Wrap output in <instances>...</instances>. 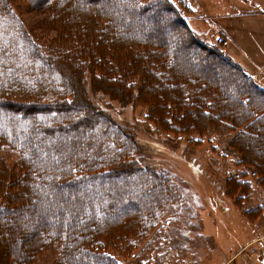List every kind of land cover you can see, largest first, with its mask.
<instances>
[{"label":"trees","instance_id":"1","mask_svg":"<svg viewBox=\"0 0 264 264\" xmlns=\"http://www.w3.org/2000/svg\"><path fill=\"white\" fill-rule=\"evenodd\" d=\"M65 2L71 0H27L29 10L46 14L35 25L37 31L34 25L26 24L13 0H0V264H76L73 262V253L77 248L80 251V264H120L112 252H121L123 245L127 247L124 250L130 248L133 252L136 248L134 242L138 238L151 241V234H155L163 211L175 202L178 204L181 199L167 177L138 163L137 145L131 132L115 123L106 112H95L93 106L97 104L93 105L86 94L88 82L90 90H102L115 100L148 109L147 121L164 133L191 135L192 140L199 143L204 135H212L221 129L231 138L229 147H234L240 154L232 173L237 180H227V191L237 194L239 201L248 202L252 183L247 173L252 166L246 159L250 156L249 143L253 144L248 139V129L258 125V129L264 130V86L221 55V46L213 47L198 39L185 20V10L188 8L187 11H193L188 2L183 0L177 6L173 0H105L94 8V13L88 15L82 13L84 7L89 12L94 6L92 0L76 1L78 7L72 8ZM155 2H159L158 6L169 14L166 16V34L173 35L171 31L175 34L174 44L169 48L161 45L157 39V35L165 29L155 32L147 29L148 22L163 15L159 8L151 14L148 12ZM175 20L180 28L175 26ZM192 42L203 50H215L223 56L234 71L231 76L238 80L240 90L249 94L241 99L230 96L223 100L216 91L194 79L188 80L185 87L179 83L178 77L187 69L184 57L187 47H192ZM169 81H173L171 85ZM157 89L173 92L174 103L162 97L161 104L154 96ZM229 94L227 92L226 96ZM252 96L255 99H251ZM252 104L254 112L249 108ZM215 109L217 112L213 114ZM220 112L229 114L230 118L219 122L215 118H220ZM73 113L75 117L69 120ZM97 116L99 124L104 127L97 135L92 134V141L97 140L98 155L92 159L83 153H75V157L64 164L63 173L67 177L57 173L58 177L48 182L50 174L45 173L46 180L43 183L38 181L43 191H46V186L58 190L71 182L87 185L86 196L67 198L56 204L57 210L62 213L69 209L72 211L71 218L74 221L70 230L61 231V221L52 219L56 211L50 210L46 214L48 221L41 220L42 227L35 230L37 235L34 240L30 239L34 235L18 239L19 246L26 244L22 254L14 257L13 261L7 260L6 256L15 245L9 239L12 230L7 218L19 215L25 207L23 197L33 199L32 204L25 208L30 215L38 216L47 211L42 203L46 202L50 191L40 194L29 187V184L34 183L31 168L38 163L43 168V163L51 162L47 166L48 170L44 166L43 172L57 171L65 161L60 159L56 163L53 159L49 160L60 157L58 150L65 147V136L51 140V147L41 144L52 137L51 130L58 132L62 126L84 127L90 121H97ZM112 128H116L115 134L121 137L118 145L114 133L110 138ZM108 141L111 150L106 147ZM101 144L107 148L106 155L101 152ZM126 151L130 153H124ZM110 152L113 154L111 157ZM259 158L264 165V156ZM104 159L106 162H103ZM29 175L31 180L28 181ZM37 176L40 177V174ZM111 177L127 178L124 183L130 180L134 186L143 182L148 186L149 181L156 185L153 190L149 187L142 190L138 188L143 197L150 199L148 208L138 220L131 214L137 210L136 206L132 212L122 211V232H106L105 229L108 223L114 224L115 213L109 209H114L113 205L124 196L122 186L117 192L99 186L101 178ZM258 185L264 188L261 176ZM260 206L258 203L250 210L243 211L253 216V213L261 211ZM89 211L92 216L84 226L85 238L74 244L77 221Z\"/></svg>","mask_w":264,"mask_h":264},{"label":"rangeland","instance_id":"2","mask_svg":"<svg viewBox=\"0 0 264 264\" xmlns=\"http://www.w3.org/2000/svg\"><path fill=\"white\" fill-rule=\"evenodd\" d=\"M76 1L80 2V0H71V2L65 3L69 5V8L74 6L78 7ZM92 1L94 2V6L89 12H87V8L84 7L82 15L94 13V8L105 0ZM13 2L15 7L17 5L18 12L21 14L26 24L30 26H35L40 23L44 15H46L40 13V11L29 10L27 8V0H13ZM159 2L153 3L151 8L148 9V12L151 14L159 8L160 13L163 14L162 18L148 22L147 29L152 32L158 29L164 30L167 27L168 17L166 16L169 14L158 6V4H160ZM173 2L179 6L183 0H173ZM184 2H188L189 6L193 8V11H187V8L185 10L186 13H184L188 25L200 41L213 47H216V45L220 46L215 41L213 31L217 30L218 25L223 22L230 21V16L239 15L248 11L250 8L259 11L264 10V0H184ZM62 21H64V18ZM176 22L177 20H175V26L180 28V24ZM193 23L198 30L193 27ZM36 29L38 31L37 27ZM171 32L173 35L171 33L166 34L165 29V31L157 35V39L161 45H166L169 48V46L174 44L173 38L175 34L174 31ZM224 46L225 44L222 46L223 49ZM189 47H187L188 51L184 57V63L187 69L178 77V82L182 83L184 87L189 83L188 80L194 79V81H198V83L203 86L207 85L209 89L216 91L223 100H226L227 97V99H229L230 96L234 99H241L249 94L241 91L238 86V80L236 77L233 78L231 76V72L234 71L228 65L229 63L222 57L224 56L229 61H231V59L224 54V50H222L223 53H221V55L223 56L221 57L217 52H214L215 50H203V48H200L193 42L192 47ZM172 82L169 81L168 84L171 85ZM82 89L84 91L83 87ZM86 90L87 93H85L92 101L93 105L97 104L93 106L95 107V112H106L115 123L123 126L129 133L131 132L130 134L133 136L137 145L138 163L142 166L145 165V167L152 169L161 176L167 177L176 195L181 198L178 204L175 202L167 206L165 212L163 211L164 215L160 218L161 221L155 229V234H151V241L150 239L145 241L138 238L134 242L136 248L133 252L130 248L124 250L126 247L125 245L122 246L121 252H112V255L120 264H261L251 259V255H249L255 251L253 247H256L257 244L248 245L249 248H247L245 244L259 235V241L264 243V188L258 185L260 176L261 181L264 183V178L262 179V175H264V165H262V161L259 158V156H264V130L261 131L258 129V125H255V127L251 126L248 129L250 132L248 133L250 135L248 139L253 142V144L249 143L248 146V153L250 156L247 157L246 160H248L252 168L251 171L247 173V178L250 180V183H252V189L249 193L248 202L239 201L237 194L234 195L230 191H227V180L231 178H233L232 180H237V177L233 176L232 173L235 171V162L238 159L237 156L240 157V154L234 147H229L228 143L231 138L229 139L228 135L222 133L220 131L221 129L217 130L212 135L211 133L204 135L201 139L202 141L196 143L192 140L191 135H172L164 133L159 127L156 128L153 123L147 121L146 113L148 109L144 107H137L131 102L125 103L120 102V100H115L102 90V92L96 91L93 88L90 90L89 82L86 86ZM155 92L156 95L154 96L159 99L161 104L163 102L161 101L163 100L162 97L174 103V94L169 91V89H157ZM227 92L230 93L228 96H226ZM250 93L254 94L255 92L250 90ZM254 96L260 99L259 96L255 94ZM150 97H153L152 94ZM255 97L252 96L250 98L255 99ZM237 108H239L238 105ZM249 108L251 112L255 111L253 104L252 106L249 105ZM216 112L215 109L213 114ZM220 114V118H215L219 122L230 118L229 114L221 112ZM74 117L75 115L73 113L69 117V120ZM98 118L97 116V121H90V123L84 127H81V125L75 127L62 126L57 130L58 132L51 130L52 137H48V139H46L48 141L41 144L51 147V140L55 137L63 138L65 136L67 138L66 145L62 150H58L60 157L49 159H53V162L55 161L56 163H58L60 159H64L65 161L63 162L62 168L57 171L43 172L44 166L47 167L51 164L50 161V163L47 162V164L43 163V168H41L40 163L35 166L33 165L31 168L34 183L29 184V187L40 194L50 191L49 195H47L46 202L42 203L44 210L47 211L40 213L38 216L35 214L30 215L29 211L26 212L25 208L32 204L33 199L32 197L28 199L23 197L22 203L25 204V207L21 209L19 215L7 218L12 230L9 239L11 243L13 242L15 244L10 249L8 253L9 256H6L7 260L11 259V261H13L14 257L22 254L26 249V244L24 243L19 246L17 243L19 241L18 239L34 235V237L30 238L34 240L37 235L35 230L42 227L41 220L44 219L48 221L49 218L48 216L46 217V214L49 213L50 210L56 211L52 219L61 221V226L63 225L61 231L70 230V226L74 221L71 218L72 211L70 212L69 209L68 212L62 213L57 210L56 204L65 201L67 198H82L86 196V191L88 190L86 188L87 185L79 182H71L69 184H64L63 187H60L58 190L46 186V191H43L40 189L41 187L38 186V181L43 183L44 180H46V178H44L45 173L50 174L47 178L48 182L51 181L52 178L58 177L59 174L67 177V175L63 173L65 170L64 164L74 158L75 153L77 155H82L83 153L92 159L98 155L99 149L96 147L97 140L92 141V134L97 135L99 130L104 129V127L99 124ZM90 127L91 129H89ZM112 129L114 131L111 130L110 138L113 133H117L116 128ZM81 130H83V133H80ZM95 138L98 139V137ZM197 138L198 137H194V139ZM114 139L118 145V140L120 141L121 137L116 135ZM106 144V147L110 149L111 146L109 145V141L106 142ZM100 147L101 152L106 155L107 148H104V146L102 147V144ZM40 149L43 150L44 148ZM124 153L128 154L130 152L126 151ZM109 156L111 157L113 154L110 152ZM103 162H106V160L104 159ZM48 169L47 167V170ZM37 174H40V177L37 176ZM101 179L98 181V184L101 188L106 190L117 192L119 186L124 187L123 199L113 205L115 206L114 209H109L110 212L115 213L116 218L114 217V224L112 223L111 225L108 223L109 225H107L111 228H108L107 225L105 228L106 232H114L117 230L122 232L121 228H124V216L122 211L132 212L134 209L133 207L136 206L137 210L131 214H134L133 216L138 220L146 208H148L150 202V199L143 197L140 193V189L142 190L149 187L153 190L156 185L149 181L148 186H146L144 182L139 186H134L131 184L130 180L129 183H124L125 181L127 182V178L126 180L120 178L113 179V177ZM27 180H31L30 175ZM135 180H137V178H135ZM239 202H241L240 205H238ZM258 203L261 205V211L259 213H253V216H248V212L243 211V209L250 210L253 205L256 204L257 206ZM105 210L106 212L109 211L108 209ZM113 213L111 214L112 216L114 215ZM90 215L92 216L89 211L84 214L82 219L79 218L77 221L78 226H76L77 233H75L76 241L73 242L74 244L80 242L78 240L85 238L84 226L89 220ZM41 217L43 218L41 219ZM248 219L252 221H248ZM90 225H92V223H90ZM101 225H103V223ZM79 255L80 251L77 248L73 253V262L76 264H80Z\"/></svg>","mask_w":264,"mask_h":264},{"label":"crops","instance_id":"3","mask_svg":"<svg viewBox=\"0 0 264 264\" xmlns=\"http://www.w3.org/2000/svg\"><path fill=\"white\" fill-rule=\"evenodd\" d=\"M193 27L196 28L194 23ZM213 32V36L221 34L226 38L224 54L247 74L252 76L264 67V10L250 8L239 15H232L230 21L218 25V29ZM259 237L249 241L257 244L253 247L256 251L249 255L254 261L264 264L262 242H255Z\"/></svg>","mask_w":264,"mask_h":264},{"label":"built area","instance_id":"4","mask_svg":"<svg viewBox=\"0 0 264 264\" xmlns=\"http://www.w3.org/2000/svg\"><path fill=\"white\" fill-rule=\"evenodd\" d=\"M217 41L219 43L224 42V37L223 36H218L217 37ZM255 79L258 81V83H261L262 85H264V68H262L258 74L255 76Z\"/></svg>","mask_w":264,"mask_h":264}]
</instances>
